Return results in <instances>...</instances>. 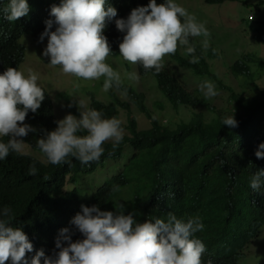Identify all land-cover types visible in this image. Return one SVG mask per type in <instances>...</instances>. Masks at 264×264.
Listing matches in <instances>:
<instances>
[{
    "label": "trees",
    "instance_id": "trees-1",
    "mask_svg": "<svg viewBox=\"0 0 264 264\" xmlns=\"http://www.w3.org/2000/svg\"><path fill=\"white\" fill-rule=\"evenodd\" d=\"M205 1L223 3L226 0ZM27 2L29 12L15 21L6 20L0 11V72L7 67L17 68L24 61L22 35L28 34L36 42H47V37L41 40L40 34L46 21H54L51 7L60 4L59 0ZM7 3L8 0H0V9ZM147 3L148 0H106L105 7L116 9V16L106 21L103 29L110 47L109 56L120 55L118 44L124 35L115 27V19H126L131 9ZM263 4L260 2L255 8L260 10L259 5ZM250 21L258 25L254 29L264 41V17ZM55 27L53 23L49 30L54 31ZM189 43L193 53H187V46L178 44L170 57L197 78L208 77L220 90L228 91L226 107L217 108L188 90L166 67L155 72L151 68L145 70L137 62L138 79L145 81L152 77L162 92L163 100L154 101L153 105L165 110L167 104V121L148 107L145 91L121 80L119 86L106 91L109 102L91 94L89 108L101 112L103 118L120 119L123 129L122 138L115 146L111 139L103 142L104 152L98 160L82 165L69 156L70 163L53 165L11 151L0 160V207L11 210V226L21 228L33 244V251L25 253L29 260L39 249L45 255H54L58 251L55 241L62 228L69 229L72 241L83 239L70 223L81 205H97L102 211L114 213L117 210L124 214L133 212L138 222L166 218L169 212L185 220L199 216L203 229L194 235L205 245L201 264H237L242 251L258 237L264 226V192L251 189L249 180L256 170L264 169V158L258 159L254 154L259 143L264 142V84L259 74L264 68V58L248 53L229 65L221 60L223 51L212 39H208L206 48L193 37H189ZM193 55L199 58L197 63H189ZM217 60L226 64L222 73L215 70ZM43 91L40 107L35 113L29 110L23 121L36 131L19 137L39 152L36 139L55 130L58 121L51 97ZM59 96L65 101L66 111L79 112L70 96ZM200 107L208 108L213 115L208 116ZM133 108L146 118L145 127L141 126ZM232 114L237 126L223 125L222 118ZM179 115L182 116L175 120ZM77 134L85 135L86 131ZM7 139V136L0 137L5 142ZM127 147L132 155L124 158ZM123 158L126 161L121 170L104 180L90 197H82L76 188L64 191L66 183H73L82 188L84 195H89L80 185V178L95 173L109 160ZM30 164L38 170L35 175L27 174Z\"/></svg>",
    "mask_w": 264,
    "mask_h": 264
},
{
    "label": "clouds",
    "instance_id": "clouds-1",
    "mask_svg": "<svg viewBox=\"0 0 264 264\" xmlns=\"http://www.w3.org/2000/svg\"><path fill=\"white\" fill-rule=\"evenodd\" d=\"M106 0H60L53 5L40 39L47 37L42 55L49 57L48 64L60 66L65 74L82 80L104 77L102 89L119 86L120 75L105 62L110 47L103 29L106 21L116 16V9L105 7ZM4 18L15 21L29 12L27 0H8L0 9ZM53 23L56 27L50 31ZM115 27L124 33L118 44L119 54L130 63H139L145 70L159 72L163 57L174 54L178 44L187 46L185 51L194 52L189 37L201 36L203 47L208 46L209 32L203 22L186 11L175 0H148L147 5L131 9L127 18L115 19ZM196 56L189 63H197ZM134 78V73L127 74ZM79 85L74 82V88ZM205 96L217 93L212 82L205 80L199 86ZM44 91L37 83V74L31 69L27 74L16 67H7L0 72V160L9 152L24 155L23 137L35 132L31 125L23 123L26 114L40 107ZM72 105L69 104V107ZM79 118L71 113L56 121L55 130L36 139V146L51 164H68L71 156L82 165L98 160L104 148L103 142L111 139L118 143L123 129L120 119L103 118L96 109L85 107L78 99ZM20 122V123H18ZM223 125L234 128L237 121L233 114L223 117ZM86 131L85 135H78ZM255 156L264 158V142H260ZM37 168L29 165L27 174L35 175ZM254 191L264 192V169L256 170L249 180ZM115 186L113 191H115ZM11 210L0 207V264H201L205 245L194 234L203 229L199 216L186 220L169 212L166 218H154L138 222L133 212L101 210L97 205L80 206L70 220L83 239L72 241L67 227L60 229L55 241L54 255H45L43 249L36 250L29 260L26 252L33 251V244L19 227L11 226ZM62 242H67L62 245Z\"/></svg>",
    "mask_w": 264,
    "mask_h": 264
},
{
    "label": "rangeland",
    "instance_id": "rangeland-1",
    "mask_svg": "<svg viewBox=\"0 0 264 264\" xmlns=\"http://www.w3.org/2000/svg\"><path fill=\"white\" fill-rule=\"evenodd\" d=\"M175 2L180 4L188 13L194 16L197 22L204 23L209 32L207 40L209 38L212 39V42L222 49L223 59L221 60L226 64L231 65L236 59H240L248 53H256L258 56L264 58V41L258 37L259 31L254 29V27L256 28L258 25L250 21L252 19L264 17V4L259 5L260 10L255 8L256 4L264 2V0H226L223 3H207L205 0H175ZM193 38L196 42H201L204 39L201 36ZM20 43L25 47V57L24 61L18 65L17 69L25 74L31 69L37 74V83L51 97L57 120L62 119L69 113L77 118H79L80 115V112L73 113L65 110V101L60 98V94L70 96L75 101L76 105L78 99L83 100L87 108H89L91 94H94L98 99L104 102H109L107 92L102 89L103 76L94 80H82L71 74H65L60 70L59 65H49V57L42 55L47 42H36L32 40L28 34H24L20 38ZM221 60H217V63L214 64L215 70L220 73L226 70V64L221 63ZM105 62L120 75L121 80L138 85L139 91H145L148 98V107L153 109L157 117L167 121V104L165 110L158 109L153 105L154 101L163 100V94L157 89L156 82L152 80V77H150L152 79L148 78L145 81L138 79L136 65L124 60L121 55L117 57L108 55L105 58ZM162 66L174 72L188 90L207 99L209 103L215 104L217 108L227 106L228 91L220 90L210 78H197L191 71L180 68L176 61L170 57V54L163 57ZM251 67L255 70L254 64H251ZM128 73H134V78H129L127 75ZM259 74L261 75L260 77L263 78L262 83L264 84V68L261 69ZM205 80L213 83L217 93L215 96L204 95L203 90L199 86ZM74 82L79 85L78 88H74ZM200 108L207 111L208 116L211 117L213 115V112L208 108ZM181 112L187 114L184 110H181ZM133 113L139 119L141 126L145 127V125H147L146 118L135 108H133ZM181 116L182 115H179V117H175L174 119L177 120ZM122 118L125 119L124 114ZM17 139L20 138L17 137ZM22 151L26 155L33 156L43 163L47 162L43 153L34 149L26 142L23 143ZM131 155L132 150L127 147L124 158L130 157ZM124 158L119 161L109 160L95 173L80 178V185L83 188L85 187V191L89 193V195H84L82 188L78 185L74 186L73 183H66L64 191H70L76 188L80 191L82 197H90L104 180L121 170L123 163L126 161ZM237 264H264V226L260 229L258 237L252 240L242 251V256Z\"/></svg>",
    "mask_w": 264,
    "mask_h": 264
}]
</instances>
